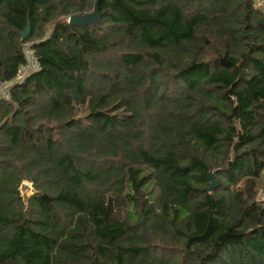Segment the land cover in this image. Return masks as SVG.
Returning <instances> with one entry per match:
<instances>
[{"label": "trees", "instance_id": "1", "mask_svg": "<svg viewBox=\"0 0 264 264\" xmlns=\"http://www.w3.org/2000/svg\"><path fill=\"white\" fill-rule=\"evenodd\" d=\"M96 1L0 0V264H264V6Z\"/></svg>", "mask_w": 264, "mask_h": 264}, {"label": "built area", "instance_id": "2", "mask_svg": "<svg viewBox=\"0 0 264 264\" xmlns=\"http://www.w3.org/2000/svg\"><path fill=\"white\" fill-rule=\"evenodd\" d=\"M254 4L259 7L264 6V0H253ZM22 53L24 62L18 66L15 77L11 81L0 82V96L3 99L10 100V90L15 84L22 83L26 77L39 69V62L30 43L23 45ZM260 198L264 199V189L260 192Z\"/></svg>", "mask_w": 264, "mask_h": 264}, {"label": "water", "instance_id": "3", "mask_svg": "<svg viewBox=\"0 0 264 264\" xmlns=\"http://www.w3.org/2000/svg\"><path fill=\"white\" fill-rule=\"evenodd\" d=\"M97 1L95 2L91 11L85 12L82 14L71 15L68 18V23H70L71 25L85 26L88 23L99 22L100 14H99L98 8H97ZM28 33H29V25H27L25 30L21 33V37L25 38L28 35ZM208 176H209L210 181H211V183L209 185V190H212L216 185V180H215L213 171L208 172ZM29 188H30V184L27 183L26 181H22V183L20 184V187H19V191H21V193H22L21 196L25 202L27 201V198L30 196V195H28L27 197L24 196V194H26V193L28 194ZM33 193L34 192L32 191L31 194H33Z\"/></svg>", "mask_w": 264, "mask_h": 264}, {"label": "rangeland", "instance_id": "4", "mask_svg": "<svg viewBox=\"0 0 264 264\" xmlns=\"http://www.w3.org/2000/svg\"><path fill=\"white\" fill-rule=\"evenodd\" d=\"M0 98H1V96H0ZM26 182L30 184V188H29L28 194H27V193H26L27 195L24 194L25 197H27L28 195H31L32 191L34 192V189H33V187H32L31 182H29V181H26ZM261 185H262V186H261V188L259 189V191L257 192V195H256V200H258V201H264V199H261V198H260V197H261V196H260V192H261L262 189H264V179H263V182H262ZM20 194L22 195L21 191H20Z\"/></svg>", "mask_w": 264, "mask_h": 264}]
</instances>
